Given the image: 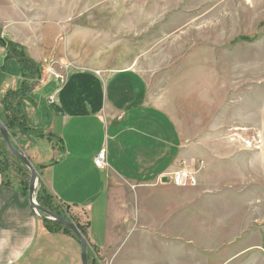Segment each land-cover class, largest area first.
I'll return each mask as SVG.
<instances>
[{"label": "crops", "instance_id": "1", "mask_svg": "<svg viewBox=\"0 0 264 264\" xmlns=\"http://www.w3.org/2000/svg\"><path fill=\"white\" fill-rule=\"evenodd\" d=\"M0 19V40L22 47L41 72L64 77L62 82L53 76L36 81L25 101L26 125L46 149L34 150L29 159L44 167L39 183L55 204L69 207L72 220L84 227L88 264H135V254L141 264H168L167 243L160 239H174L171 252L181 254L187 246L181 242L185 213L192 206L202 209L195 200L181 201V188L171 185L169 175L199 170L198 185L204 162H195L196 153L189 158L192 148L182 145L174 119L160 103L148 100L147 84L134 64L138 57L115 60L118 48L100 49L102 41L91 35L89 23L62 27L50 17L29 25L7 20L2 12ZM63 28L72 32L64 34ZM0 69L1 99L22 83L18 61L2 46ZM100 151L106 153L105 169L93 164ZM234 154L212 159L232 163ZM174 222L176 232L169 225ZM188 244L200 253V242ZM80 251L77 238L45 227L28 200L0 177V264H81Z\"/></svg>", "mask_w": 264, "mask_h": 264}, {"label": "rangeland", "instance_id": "2", "mask_svg": "<svg viewBox=\"0 0 264 264\" xmlns=\"http://www.w3.org/2000/svg\"><path fill=\"white\" fill-rule=\"evenodd\" d=\"M0 12L29 25L50 17L59 26L89 23L100 49L118 48L115 60L138 57L134 64L148 100L174 119L182 145L192 148L189 158L196 153L195 162H204L199 184L181 188L182 202L195 200L202 208L189 207L181 222L187 246L178 255L171 252L174 239H160L167 243L168 264H264V0H0ZM64 28L62 33L72 32ZM106 58L109 65L110 54ZM3 116L0 106L5 127ZM7 132L28 159L34 150H46L25 129ZM1 142L7 154L0 150V170L27 199L29 171L0 136ZM230 153L232 163L213 162ZM169 225L178 230L177 222ZM189 240L201 243L200 253L192 252Z\"/></svg>", "mask_w": 264, "mask_h": 264}, {"label": "trees", "instance_id": "3", "mask_svg": "<svg viewBox=\"0 0 264 264\" xmlns=\"http://www.w3.org/2000/svg\"><path fill=\"white\" fill-rule=\"evenodd\" d=\"M0 46L5 48L6 54L8 57H13L14 59L18 61L20 65V73L22 77V83L20 87L15 90H8L0 99L1 110L4 114L3 117L6 119L5 127L7 128L9 133L12 130L22 132V130L24 129L26 132L28 131L30 133L31 129L27 127L26 125V117L24 113L25 101H27L29 98L28 95L31 91V87H33L37 83L36 81L39 80L41 71L38 66H36L31 60L28 59V57L25 55V52L23 51V48L20 47L19 45L12 43L8 40H0ZM1 75H2V69H0V84L3 78ZM30 80L32 82H29ZM48 138L50 139V137ZM0 150L4 154H7L5 150V146L2 142L0 143ZM34 167L37 171L44 168L39 165H36V166L34 165ZM0 174L3 179V183L5 185H10L8 182H6L2 170H0ZM37 188L38 189L36 190L35 201L40 207L50 211L51 213L57 215L58 217H61L63 219H68V220L70 219L63 214L64 212L61 213L60 211H58L59 209L57 205L55 204V202L53 201L52 196H50L47 193L46 189H44L40 185V183H38ZM23 193H24V189H23ZM65 207L69 209V207L67 206ZM72 222L75 223V225L77 226L81 234L86 238V231L84 230V227L79 225L77 222L73 220ZM43 223L45 227H47L49 230H54V229L61 230L64 233H67L73 236L74 238H76L70 231H68L67 229L61 227L60 225L56 223L50 222L45 219H43Z\"/></svg>", "mask_w": 264, "mask_h": 264}, {"label": "water", "instance_id": "4", "mask_svg": "<svg viewBox=\"0 0 264 264\" xmlns=\"http://www.w3.org/2000/svg\"><path fill=\"white\" fill-rule=\"evenodd\" d=\"M0 136L3 142L5 143L8 152L16 160H18L24 167H26L29 171L27 200H28L30 208L35 212L37 216L45 220H48L50 222L56 223L60 225L61 227L70 231L79 241L80 249H81L80 251L81 264H88V260H87L88 243L85 237L81 234V232L77 228V226L72 221L58 217L57 215L51 213L50 211L43 209L36 203L34 195H35V189H36L37 183L39 181V174L37 170L35 169L34 165L32 164V162L28 159V157H26L12 143L11 139L9 138L6 128L1 122H0Z\"/></svg>", "mask_w": 264, "mask_h": 264}, {"label": "built area", "instance_id": "5", "mask_svg": "<svg viewBox=\"0 0 264 264\" xmlns=\"http://www.w3.org/2000/svg\"><path fill=\"white\" fill-rule=\"evenodd\" d=\"M48 76H53L55 79L61 82L64 79L63 75L59 73H49L48 71H44L38 81H42L45 77ZM93 164L97 169H105L107 167L106 155L104 151H100L99 153H97V155L93 159ZM169 181L171 185L177 188L192 187L197 184V176L194 171L190 172L185 169H179L169 175ZM61 208L65 214L69 212V209L66 208L64 205H61Z\"/></svg>", "mask_w": 264, "mask_h": 264}, {"label": "bare ground", "instance_id": "6", "mask_svg": "<svg viewBox=\"0 0 264 264\" xmlns=\"http://www.w3.org/2000/svg\"><path fill=\"white\" fill-rule=\"evenodd\" d=\"M106 154V153H105ZM184 169V168H183ZM185 170H187V169H185ZM187 171H189V170H187Z\"/></svg>", "mask_w": 264, "mask_h": 264}]
</instances>
